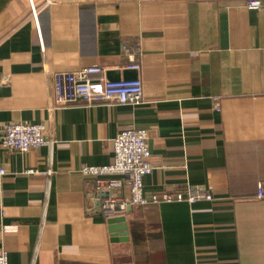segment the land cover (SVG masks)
Returning <instances> with one entry per match:
<instances>
[{"label":"crops","instance_id":"0c3cea01","mask_svg":"<svg viewBox=\"0 0 264 264\" xmlns=\"http://www.w3.org/2000/svg\"><path fill=\"white\" fill-rule=\"evenodd\" d=\"M90 65L139 78L142 101L52 107L51 74ZM0 77V135L9 122H42L51 140L22 152L0 139L7 264H264V6L0 0ZM133 127L146 130L154 165L146 196L189 183L213 199L148 201L110 221L80 169L110 163L112 139Z\"/></svg>","mask_w":264,"mask_h":264},{"label":"built area","instance_id":"2783aa9c","mask_svg":"<svg viewBox=\"0 0 264 264\" xmlns=\"http://www.w3.org/2000/svg\"><path fill=\"white\" fill-rule=\"evenodd\" d=\"M247 7L258 9L264 6V0H246ZM122 54L128 57L127 67H138L134 57L138 48L129 42L121 47ZM104 68L97 65L83 66L74 70L54 71L52 78L51 106L62 108L78 101L86 104H136L142 101V82L139 78L108 79ZM6 80L0 77V83ZM216 105L218 103L216 102ZM5 148L27 151L39 147L47 140L45 124L16 121L7 123L0 135ZM113 159L106 165H86L80 169L85 176L95 180L100 209L106 217L125 216L130 207L142 205L148 201H188L213 199L212 191L200 185L186 184L180 188L167 186L159 194L146 196L143 192L142 177L149 173L154 165L150 161L147 144V132L143 128L122 129L112 139ZM31 171V170H29ZM3 169H0V173ZM50 172V170L48 171ZM113 176H121L127 183V194L116 197L112 190L120 184ZM256 196H264V184L258 183ZM0 264H7L6 251H0Z\"/></svg>","mask_w":264,"mask_h":264},{"label":"water","instance_id":"95a60500","mask_svg":"<svg viewBox=\"0 0 264 264\" xmlns=\"http://www.w3.org/2000/svg\"><path fill=\"white\" fill-rule=\"evenodd\" d=\"M117 217H114V218H112L110 221H113V220H115V221H118L119 219L120 220H123L124 218L123 217H118L117 219H116Z\"/></svg>","mask_w":264,"mask_h":264}]
</instances>
